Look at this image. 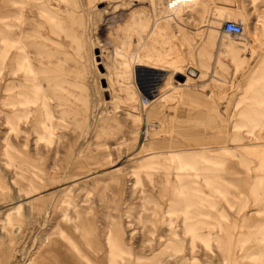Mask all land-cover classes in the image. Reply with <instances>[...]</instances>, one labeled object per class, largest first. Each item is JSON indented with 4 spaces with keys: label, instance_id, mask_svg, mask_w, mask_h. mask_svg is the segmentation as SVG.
<instances>
[{
    "label": "rangeland",
    "instance_id": "374dc122",
    "mask_svg": "<svg viewBox=\"0 0 264 264\" xmlns=\"http://www.w3.org/2000/svg\"><path fill=\"white\" fill-rule=\"evenodd\" d=\"M102 1L0 0V264H264V0Z\"/></svg>",
    "mask_w": 264,
    "mask_h": 264
},
{
    "label": "bare ground",
    "instance_id": "6f19581e",
    "mask_svg": "<svg viewBox=\"0 0 264 264\" xmlns=\"http://www.w3.org/2000/svg\"><path fill=\"white\" fill-rule=\"evenodd\" d=\"M109 1L110 0H103L101 3H108L109 4ZM115 1V3L114 4H121V5H123L122 4V0H114ZM188 1H193V0H168V8L166 9V12H168V13H178L180 10H182V7H183V5H185V4H187V2ZM111 4V3H110ZM155 10V9H154ZM153 12H156V11H153ZM167 13V14H168ZM156 14V13H155ZM167 16V15H166ZM170 16V15H169ZM166 18V17H165ZM152 19H154V21H153V30H152V34L156 31V29H159L158 28V24H156L157 23V19H155V17L153 16V18ZM0 20H1V15H0ZM159 20V19H158ZM244 27V26H243ZM243 33V32H242ZM226 36H230V35H226ZM231 37V36H230ZM138 41V40H137ZM137 44H135V46H134V49H133V51H132V53L131 52H129L130 50H126V51H128V53H130V61L131 60H133V61H135V58H136V55L137 54H139V48H140V46L142 45L141 43L139 44L138 42H136ZM132 45H134V44H132ZM129 47H131V46H129ZM133 47V46H132ZM128 48V47H127ZM127 53V54H128ZM126 54V55H127ZM132 54V55H131ZM128 56V55H127ZM125 58V57H124ZM125 60V59H124ZM132 62V61H131ZM130 62V63H131ZM127 63H129V62H127ZM129 63V64H130ZM131 64H133V63H131ZM264 72V62L261 64V68H260V73H263ZM119 74H121V73H119ZM124 75V74H123ZM126 75V74H125ZM119 76V78L122 80V77L120 76V75H118ZM125 80V79H124ZM153 97V96H152ZM148 104V103H147ZM146 104V105H147ZM146 105H143V106H146ZM46 117V116H45ZM9 123V122H8ZM8 141V140H7ZM10 147V146H9ZM25 161V160H24ZM25 163H27V161L25 162ZM180 167V166H179ZM178 167V168H179ZM179 171V170H178ZM116 206H117V202H116V200H113V202L111 203V205H110V207H109V209L110 210H115L116 209ZM77 215V214H76ZM61 238H64L63 236L61 237ZM50 245H51V243L48 245V250H50ZM108 247L110 248V254L111 255H114L115 253H116V250H118V246H117V243H116V238H115V236H112V237H110L109 238V243H108ZM120 250H122V249H120ZM123 252H125V250L123 249ZM110 256V255H109Z\"/></svg>",
    "mask_w": 264,
    "mask_h": 264
},
{
    "label": "crops",
    "instance_id": "0c3cea01",
    "mask_svg": "<svg viewBox=\"0 0 264 264\" xmlns=\"http://www.w3.org/2000/svg\"><path fill=\"white\" fill-rule=\"evenodd\" d=\"M219 11L224 12L223 9H221V8L219 9ZM260 68H261V66L257 69V71H256L257 74H256V75H258V76H259V75H260V76H264V72H263V73H260ZM77 228H78V231L76 230V227H75V231L78 233V234H76V235H77V237L79 238L81 244L83 243L85 246L89 247V246H90V243L92 242V235H91V234H88V233H85L84 231H82L81 227H77ZM59 230L61 231V233H62V232L64 233V238H61V239L65 240V239H66V236H65L64 229L60 228ZM115 230H118V229H117V226L115 227ZM50 250H51V249H50ZM48 251H49V250H48ZM49 254H50V252H49ZM49 254H48V255H45V253H44L43 256H41L42 258H40L39 261L34 262V264H39V262H40V263H42V262H50L49 260H48V261L43 260V258H49ZM46 256H47V257H46ZM58 256H60V255H59V254H58V255L56 254V262L61 263L60 260H57ZM106 259L108 260V262H109L110 264H121L123 261H125L126 259H128V257H122V258L117 257V258H116V256H114V258H113V257L111 258V257L107 254ZM42 260H43V261H42ZM54 261H55V260H54ZM0 262H2L1 259H0Z\"/></svg>",
    "mask_w": 264,
    "mask_h": 264
},
{
    "label": "built area",
    "instance_id": "2783aa9c",
    "mask_svg": "<svg viewBox=\"0 0 264 264\" xmlns=\"http://www.w3.org/2000/svg\"><path fill=\"white\" fill-rule=\"evenodd\" d=\"M221 32L224 35H230V36L237 37L243 34L242 33L243 26L238 22L235 23L233 21L227 20L222 23ZM142 88H143V95L141 99L142 105H146L149 102L148 98L154 96L157 92L155 88H150L147 86L142 87Z\"/></svg>",
    "mask_w": 264,
    "mask_h": 264
}]
</instances>
